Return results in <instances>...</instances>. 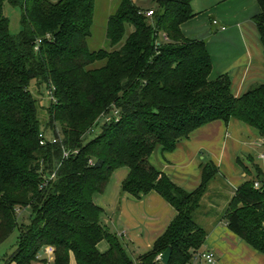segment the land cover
Here are the masks:
<instances>
[{"label": "trees", "instance_id": "trees-1", "mask_svg": "<svg viewBox=\"0 0 264 264\" xmlns=\"http://www.w3.org/2000/svg\"><path fill=\"white\" fill-rule=\"evenodd\" d=\"M96 1L0 0V244L20 232L5 264H48L38 258L48 246L55 249L51 264H163L157 258L169 247V264H192L207 238L194 213L219 171L208 162L200 188L189 194L151 157L158 148L174 151L217 121L242 122L264 138V84L236 97L228 75L210 79L206 41L188 39L182 30L195 17V0H148L152 17L135 0H122L107 23L110 49L91 51ZM256 1L262 13L253 22L264 48V0ZM6 5L21 11L17 35ZM33 86L40 95L48 90V108ZM122 167L130 169L122 193L141 199L157 192L178 212L153 251L137 260L102 226L93 200ZM251 168L244 166L248 180L226 220L264 254V171ZM27 209L30 223L20 226L19 212ZM103 241L110 246L104 254L98 250Z\"/></svg>", "mask_w": 264, "mask_h": 264}, {"label": "crops", "instance_id": "crops-1", "mask_svg": "<svg viewBox=\"0 0 264 264\" xmlns=\"http://www.w3.org/2000/svg\"><path fill=\"white\" fill-rule=\"evenodd\" d=\"M135 2L144 10L153 9L146 6L147 0ZM192 9L195 17L182 30L188 39L206 41L213 65L210 79L228 75L236 97L264 84V48L253 22L262 13L258 2L195 0ZM260 140V133L242 122L217 121L180 140L174 151L165 153L158 148L151 157L158 171L189 194L200 188L203 168L208 162L217 167L219 175L210 182L194 213L195 221L207 233L204 251L215 254L216 264H264V254L230 231L226 220L231 201L248 180L245 162L251 166L253 157L254 166L264 169L258 158L262 154ZM129 174L128 167L115 170L105 191L95 194L93 200L102 210V226L117 235L129 255L137 260L153 251L178 212L157 192L141 199L122 193ZM109 249L106 241L98 245L103 254ZM192 264L203 263L194 258Z\"/></svg>", "mask_w": 264, "mask_h": 264}, {"label": "rangeland", "instance_id": "rangeland-1", "mask_svg": "<svg viewBox=\"0 0 264 264\" xmlns=\"http://www.w3.org/2000/svg\"><path fill=\"white\" fill-rule=\"evenodd\" d=\"M51 3H58L60 0H49ZM122 0H97L96 1V10H95V19H94V26L92 29V37L89 40V48L91 51H98L101 49H110L109 42L106 38V31H107V23L109 18L111 17L112 14L116 12L118 9L120 3ZM147 7H154V5L147 0L146 3ZM5 14L10 20V29L11 33L13 35H17L21 31V26H20V19H21V11L20 9H15L12 8L9 5L5 6ZM31 92L36 98H40L42 100V105L46 108L50 106V97H49V92L48 90H44L42 94L40 95L38 92V89L36 87H32ZM41 122L42 125L45 126L46 123L48 122L49 116L48 112H41ZM104 122V121H103ZM102 122V123H103ZM100 131H97L96 134L91 135L90 138L96 137ZM261 152L264 154V148H261ZM263 149V150H262ZM260 162L262 163V167L264 168V160L259 159ZM247 166H250V164L246 161L245 162ZM253 169V167L251 168ZM264 171V169H262ZM21 216V220L19 221L20 226L22 224L28 225L30 223V218H31V211L29 209L24 210L19 212ZM19 229L17 228L14 233L10 236V238L0 244V264H5V259L8 255H10L16 248L17 242H18V237H19ZM131 257L134 259L135 256ZM205 264V263H203Z\"/></svg>", "mask_w": 264, "mask_h": 264}, {"label": "built area", "instance_id": "built-area-1", "mask_svg": "<svg viewBox=\"0 0 264 264\" xmlns=\"http://www.w3.org/2000/svg\"><path fill=\"white\" fill-rule=\"evenodd\" d=\"M141 13L145 14L148 17H152L154 14L153 10L143 11ZM214 24H218V23L214 22ZM224 29L225 28H222V30H224ZM163 39L165 41H168V38L166 37V35H163ZM158 45H160V44H158ZM36 50H38V48ZM53 142L56 143L57 142L56 139H53ZM40 143L43 146L46 144L45 136L41 135V142ZM259 147L264 148V138H261L260 143H259ZM68 157H69V153H65L64 158H68ZM258 158L261 160H264V154L262 153L261 155H259ZM254 186H255L256 190H259L262 187V183L260 181H256ZM161 256L162 255H160L157 258L158 261H161ZM54 257H55V249H54V247H51V246L46 247L44 249L43 253L38 256L39 259H43V258L46 259L48 264H51L52 261H54ZM194 258H197L198 260H200L202 263H205V264H216V262H217L215 254L211 251H204L201 253H197L194 256Z\"/></svg>", "mask_w": 264, "mask_h": 264}, {"label": "water", "instance_id": "water-1", "mask_svg": "<svg viewBox=\"0 0 264 264\" xmlns=\"http://www.w3.org/2000/svg\"><path fill=\"white\" fill-rule=\"evenodd\" d=\"M172 256V248L169 247L167 251L161 256V262L163 264H169Z\"/></svg>", "mask_w": 264, "mask_h": 264}]
</instances>
